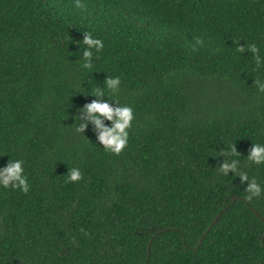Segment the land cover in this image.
Here are the masks:
<instances>
[{
	"label": "trees",
	"instance_id": "trees-1",
	"mask_svg": "<svg viewBox=\"0 0 264 264\" xmlns=\"http://www.w3.org/2000/svg\"><path fill=\"white\" fill-rule=\"evenodd\" d=\"M80 2L0 0V170L23 160L30 185H0V264H264V191L218 172L238 159L264 190L246 158L264 145V0ZM84 32L104 43L90 70ZM253 43L259 67L237 51ZM97 88L134 111L119 156L75 130Z\"/></svg>",
	"mask_w": 264,
	"mask_h": 264
},
{
	"label": "clouds",
	"instance_id": "clouds-1",
	"mask_svg": "<svg viewBox=\"0 0 264 264\" xmlns=\"http://www.w3.org/2000/svg\"><path fill=\"white\" fill-rule=\"evenodd\" d=\"M77 8H84L80 0H76ZM83 44L86 45V49L83 52V63L81 67L86 70H90L93 67V50L96 53H100L104 48V43L100 39L93 38L90 32H84ZM197 43L202 44V40H197ZM237 51L240 53L250 52L254 56L257 67L261 64V57L259 55V49L256 44H247V46L237 47ZM99 56H97V59ZM121 81L119 77H109L106 80L105 87L112 95H116L119 92V85ZM254 84L261 92H264V83L259 78L255 79ZM91 95L99 97L98 100H94L91 103L86 104L78 115L80 121L76 127V132H83L87 127V122L91 121L95 124L96 130L99 132V142L104 147L106 152H110L113 155L119 156L123 150L127 147L129 132L128 129L132 127V121L134 119V111L130 106H121L118 99H113L117 107H113L109 102L105 100V90L97 88ZM111 100V101H113ZM104 120L111 121V127L106 126ZM240 153L237 151L236 145H227L221 153V156L231 157L237 156ZM247 161L255 164H264V145L259 143H253V146L249 149V155L246 157ZM23 160H10L6 167L0 170V185L3 187H13L21 190L27 194L30 190L27 177L23 174ZM240 161L238 159H226L218 168V172L227 176L229 172L235 173L241 180V183L247 182L245 192L248 194L246 199L252 201L253 198H259L262 194V188L258 184L255 177L249 180L246 172L239 170ZM83 179L82 174L78 168H71L67 174V183L79 182ZM83 232L84 230L81 229ZM87 235V233H85Z\"/></svg>",
	"mask_w": 264,
	"mask_h": 264
},
{
	"label": "water",
	"instance_id": "water-1",
	"mask_svg": "<svg viewBox=\"0 0 264 264\" xmlns=\"http://www.w3.org/2000/svg\"><path fill=\"white\" fill-rule=\"evenodd\" d=\"M219 215H220V213L217 214V216L213 219V221L209 224V226L207 227V229L205 230V232L202 234L201 238L199 239V244L202 242L203 238L206 236V234L208 233V231L215 224V222L217 221ZM263 237H264V235H263ZM262 240H263V238H262ZM149 246H150V244H149ZM149 246H148V254H149Z\"/></svg>",
	"mask_w": 264,
	"mask_h": 264
}]
</instances>
